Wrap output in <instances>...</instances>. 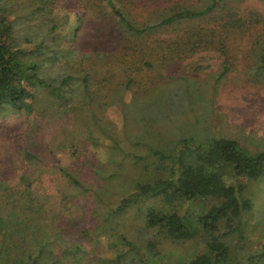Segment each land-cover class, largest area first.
<instances>
[{
  "label": "trees",
  "instance_id": "1",
  "mask_svg": "<svg viewBox=\"0 0 264 264\" xmlns=\"http://www.w3.org/2000/svg\"><path fill=\"white\" fill-rule=\"evenodd\" d=\"M171 1L68 0L72 20L67 14L53 17L63 0H39L25 16L33 19L28 25L9 0H0V120L26 113L30 123L35 116L14 144L22 168L0 167V264H154L161 239L188 240L201 233L208 237L207 251L182 264H232L224 238L233 231L245 237L243 220L255 208L249 183L264 178V150L252 152L227 137L164 140L165 122L189 107L178 102L176 89L156 86L148 74L208 45L214 48V38H227L260 18L253 11L237 16L244 0ZM88 11L95 14V33L113 26L115 38H83ZM209 14L222 20L217 29L183 28ZM164 33L173 35L161 38ZM225 41L215 47L223 56ZM256 58L260 71L264 47ZM185 97L197 96L191 88ZM110 104L124 112L121 140L105 118ZM74 116L81 125L72 130ZM65 119L71 124L59 136L55 129ZM152 131L155 143L146 137ZM104 135L110 137L108 163L88 149ZM132 141L130 149L125 143ZM68 147L74 158L72 165L56 167L65 181L58 194L34 187L51 173L48 154ZM122 150L127 151L121 158ZM209 198L216 203L204 213L181 208ZM236 219L237 226L220 232V224ZM134 220L142 227L131 238ZM103 245L113 250L110 256L99 252ZM248 260L264 264V249Z\"/></svg>",
  "mask_w": 264,
  "mask_h": 264
},
{
  "label": "rangeland",
  "instance_id": "2",
  "mask_svg": "<svg viewBox=\"0 0 264 264\" xmlns=\"http://www.w3.org/2000/svg\"><path fill=\"white\" fill-rule=\"evenodd\" d=\"M63 2L65 3L62 6L63 8L56 9L53 17L66 16L67 14L68 18L70 15V19L75 20V12L69 13L67 11V7H69L68 0H63ZM9 4H13L14 9L18 10L19 17L26 24H34L32 18L26 19L25 16L31 13L34 7L39 4V0H9ZM239 10L238 17H249L250 12L253 11L260 19H254L256 22L247 23L241 28L234 29L227 38H214L216 41L214 48L208 45L206 50H198L193 56L191 55L182 62L156 67L148 74L152 78L151 82L156 80V86L163 85V88L170 86L173 91L176 89L178 102H183L189 107L187 111L180 114L179 118L174 117L169 122H165L162 127V138L164 140L176 139L180 135L184 137L196 135L197 138L202 140H208V137H227L236 139L241 146L252 152L264 150V69L257 71L259 62L256 58L260 53V49L264 47V0H244L240 4ZM94 18L95 14L88 11L80 31L83 38H105V41L115 38L116 33H114L115 28L113 26L108 33L102 35L95 33V28L92 25ZM221 22L222 20L218 19L217 15L212 16V14H209L191 23L185 22L183 28L191 30L203 26L206 30L217 29ZM171 33L170 36L173 35ZM169 35L164 33L161 38L169 37ZM210 37L208 36V38ZM221 39H226L225 45L221 48L226 50L227 56L221 55L215 48L219 45ZM259 42L263 45L260 46ZM91 61L88 59L86 62ZM226 67H228L227 71L225 70ZM182 76H185L184 83L180 81ZM191 88H193L197 97L186 99V93ZM43 103L51 106L49 102ZM104 114L105 118L112 125L114 124L115 128H118L115 131L116 136L120 140L123 139L125 130L122 107L117 104H110ZM78 117L74 116L72 130L81 125ZM34 118L35 116H32L29 120L30 123H27L28 115L17 113L0 120L1 168L12 172L22 168L14 154V144L24 137L26 129ZM62 121L59 124V129H55L56 134L59 136H62L61 132L65 125L64 133L71 124L67 119ZM37 122L41 127L45 126L41 119ZM176 123L179 126H174ZM177 128L178 130H176ZM135 130L139 131V128L135 127ZM156 133L152 131L146 137L155 143L157 142ZM70 136L71 134L68 133V137ZM125 144L130 149L134 148L132 147L133 141ZM88 149L100 161L108 163L111 152L110 137L104 135L100 143L96 141L88 143ZM126 151H121V158ZM73 158V150L70 147L66 150L58 149L53 154H48L47 161L51 164V168H49L51 173H48L41 183L35 181L34 187L41 188L40 191L46 190L48 193L57 195L58 189L65 181L56 167L72 165ZM159 176L166 178L162 174ZM249 184V191L253 196L255 208L243 220L245 225L242 229L245 232V237L241 239L240 232L233 231L224 238L232 250V264H238L236 261H240V264H247L250 255L264 249V178L259 181H250ZM215 203L214 198L202 199L188 202L181 208L201 214ZM162 204L163 202H159V205ZM194 204H196L195 207H193ZM130 223L135 230L134 233L130 234L132 238L134 235L139 234L142 223L137 220ZM228 224L232 225L229 226ZM237 225L238 219L230 223L226 221L220 224L219 229L222 233ZM207 241L208 237L203 233L188 240L163 238L155 247L157 255L152 258V261L154 264L185 263L196 255L206 252L208 249ZM99 252L108 257L113 253V250L107 245H103Z\"/></svg>",
  "mask_w": 264,
  "mask_h": 264
}]
</instances>
